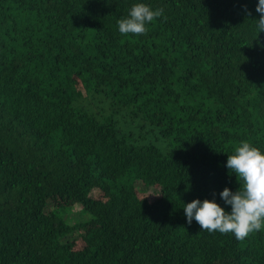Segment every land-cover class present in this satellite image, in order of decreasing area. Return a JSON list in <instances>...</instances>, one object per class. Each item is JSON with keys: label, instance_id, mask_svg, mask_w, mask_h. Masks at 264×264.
<instances>
[{"label": "trees", "instance_id": "obj_1", "mask_svg": "<svg viewBox=\"0 0 264 264\" xmlns=\"http://www.w3.org/2000/svg\"><path fill=\"white\" fill-rule=\"evenodd\" d=\"M140 3L163 15L121 34ZM257 4L0 0V264H264V224L183 210L230 213L228 156L264 154Z\"/></svg>", "mask_w": 264, "mask_h": 264}, {"label": "clouds", "instance_id": "obj_2", "mask_svg": "<svg viewBox=\"0 0 264 264\" xmlns=\"http://www.w3.org/2000/svg\"><path fill=\"white\" fill-rule=\"evenodd\" d=\"M256 12L259 32H264V0H258ZM163 15V9L152 10L145 4L132 6L128 18L118 21L121 34H144L146 23ZM226 167L243 180V187L235 192L225 188L220 197L231 206L230 213L214 201L193 200L184 205L186 222L193 219L200 229L209 232L233 233L237 240L245 239L250 233L259 231L264 224V154L248 142H241L235 154L228 156Z\"/></svg>", "mask_w": 264, "mask_h": 264}, {"label": "rangeland", "instance_id": "obj_3", "mask_svg": "<svg viewBox=\"0 0 264 264\" xmlns=\"http://www.w3.org/2000/svg\"><path fill=\"white\" fill-rule=\"evenodd\" d=\"M151 194H150V196L152 197V198H154L155 196H153V195H156V194H154L153 192H150ZM153 194V195H152Z\"/></svg>", "mask_w": 264, "mask_h": 264}]
</instances>
